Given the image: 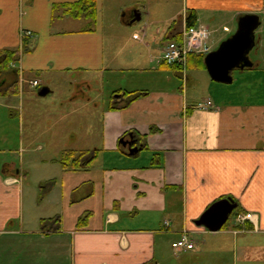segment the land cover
<instances>
[{"label": "crops", "instance_id": "0c3cea01", "mask_svg": "<svg viewBox=\"0 0 264 264\" xmlns=\"http://www.w3.org/2000/svg\"><path fill=\"white\" fill-rule=\"evenodd\" d=\"M79 1L0 0V51L21 49L24 38L32 45L11 69L23 79L18 93L0 85V264H220L224 251L234 264L237 254L259 251L255 263L263 264L264 37L256 50L263 56L238 70L235 88L210 83L206 98L202 80L188 73L207 70L199 57L178 71L162 54L182 42L189 13L210 30L211 45L243 16L264 23V0H183L170 25L168 0H96L93 20L67 14ZM107 4L116 22L106 23ZM63 82L66 94L57 89ZM132 94L140 97L130 101ZM130 134L140 140L134 156L119 148ZM70 151L88 155L82 169L63 168ZM40 165L36 182L31 166ZM224 199L241 211L234 225H196ZM246 213L256 220L239 224ZM184 234L196 247L177 252L172 244Z\"/></svg>", "mask_w": 264, "mask_h": 264}, {"label": "water", "instance_id": "95a60500", "mask_svg": "<svg viewBox=\"0 0 264 264\" xmlns=\"http://www.w3.org/2000/svg\"><path fill=\"white\" fill-rule=\"evenodd\" d=\"M140 20L141 16L137 14L134 21ZM261 25V19L257 15L241 17L236 33L205 57L206 69L214 82L231 85L234 80L233 73L236 70L244 71L254 67L250 54L257 46L256 32ZM48 94V89L39 92L40 97H46ZM122 142L125 147H128L130 156L139 153L140 149L134 146L133 140ZM237 207L238 205L232 199L220 200L207 209L196 221V225L205 227L211 232H219L228 223Z\"/></svg>", "mask_w": 264, "mask_h": 264}, {"label": "rangeland", "instance_id": "374dc122", "mask_svg": "<svg viewBox=\"0 0 264 264\" xmlns=\"http://www.w3.org/2000/svg\"><path fill=\"white\" fill-rule=\"evenodd\" d=\"M182 6L184 8L183 0H168V8L165 9V7H164V9H165L164 12L165 13L163 14V17H165V18L167 17V19H168V25L171 24V21L173 19H178V15L179 14H183L184 13V11L182 10ZM110 9H111V6H109V4H107V9L105 11L104 16H105V21L108 24L111 21H115L116 22L118 20V15L116 14L115 16H113L114 12L111 11ZM262 18H263V21H264V15L262 16ZM78 24L80 26H82V27H85V28H89V27L92 28L91 26H89L90 25V21L84 20L83 23L80 22ZM237 29H238L237 28V24H235V26H233V28H231L229 34L228 33H224L223 31H221L216 36L214 35L213 42L215 41V43L214 44L211 43L212 46L211 45L210 46L213 48V50H216L221 44V42H220L221 39H223L224 37H227V36L228 37L231 36V35L233 36L236 33ZM231 33H233V34H231ZM256 36H257L258 41H259L260 37H262V38L264 37V23L263 22H262V26L257 30ZM258 48H259V46L250 55V59L253 62H256L257 60H259L263 56V52H260V54L257 55V51L256 50H258ZM188 73L190 75H193L194 77L199 78V79L202 80V83L204 84L203 89H202L203 91H199V94L201 93L203 95V97H205V98L208 95V93H207V85L210 84V83H213V84L217 85V83H214V81L211 79V77H210V75H209L207 70H193V71H189ZM240 74L241 73L238 70H236V72H234V80H235V78L238 79ZM25 77L26 78H30V76H28V75H26ZM59 80L62 81L63 79L59 78ZM44 82L46 84H48V80L46 78H44ZM233 85L228 86L227 88L233 90L235 88V87H233ZM67 88H68L67 83L63 82V83L58 84V88L57 89H62V94H66V89ZM192 88H193V86L192 87L190 86V93L193 92ZM20 100L21 99L19 97L15 98L13 100V105L17 108V109H15L14 113H15V115L17 114L18 116H20V113H21V111H20ZM39 100H40V102H43V100H45V99H39ZM52 100H55L54 97H49V99H46V101H50V102ZM0 101L5 103V99L3 97L0 98ZM8 115H9V112H8ZM18 118H20V117H18ZM18 157H19V159L17 158V161H18V164L21 167V161L23 162L24 158H22V160H21V156L18 155ZM44 157H46V159H47V157H49V156L46 155ZM12 158H13V156H12ZM0 159H6V157L5 156H0ZM27 162H28V159L26 160V165H27ZM44 172H43V168L41 167V165L39 167L31 166V178H32V180H35L37 182L42 177ZM44 210H46V208ZM234 222H235L234 216L232 215L230 217V224L234 225ZM233 255L234 254L232 252H230V251L229 252L228 251H224V253L219 255L220 264H224V263L234 264ZM237 257L239 258L237 264H252V263H254V264H262V263H255V262L260 261L261 258H262V255H261V253L259 251H253L250 254V256H248L247 258H243L241 253L239 255L237 254ZM247 259H250V260H247Z\"/></svg>", "mask_w": 264, "mask_h": 264}, {"label": "trees", "instance_id": "16d2710c", "mask_svg": "<svg viewBox=\"0 0 264 264\" xmlns=\"http://www.w3.org/2000/svg\"><path fill=\"white\" fill-rule=\"evenodd\" d=\"M97 3L96 0H80L79 2L72 4L71 6L67 7V14L75 19H95L96 15H97ZM197 21L196 15L193 13H189L187 15V26L193 27L195 26ZM32 45H31V41L29 38H24L22 41V48L16 51H0V76H2L4 73L8 72L9 70L12 69V66L16 63H18L20 61V58L22 56L23 53H27L31 50ZM192 56H196L195 54L191 55L189 57V63H188V67L190 66L191 62H192ZM199 57V58H198ZM196 59L199 64L197 67H202V68H206L205 66V56L203 55H197ZM167 66V65H166ZM169 69L172 70H178L177 68L171 67V66H167ZM18 89H19V83H17L16 85H14L13 87H11V89L8 91V95H15L18 93ZM140 97V94L135 95L132 94L130 95V101H134L136 99H138ZM138 137V136H137ZM127 139V135H125L119 142V148L121 150H124V144H123V140ZM142 140L144 141V139L142 138ZM138 141L140 143L139 137H138ZM87 154L84 153H75V152H65L62 155V159H61V164L63 166V168L65 170H80L83 168L84 164H85V158L87 157ZM236 212H241L238 209L236 210ZM82 219L80 220L79 225L81 226L82 224Z\"/></svg>", "mask_w": 264, "mask_h": 264}, {"label": "built area", "instance_id": "2783aa9c", "mask_svg": "<svg viewBox=\"0 0 264 264\" xmlns=\"http://www.w3.org/2000/svg\"><path fill=\"white\" fill-rule=\"evenodd\" d=\"M210 36V31L205 27H191L186 29L182 42H171L166 46L163 51L162 61L169 66L184 69L187 64V59L191 54H207L211 50L209 46ZM30 84L32 87H38L40 82L33 81ZM207 105L209 107L212 106L211 102H208ZM255 220L256 216L253 214L238 217L239 224H244L247 221L254 222ZM173 248L177 251L192 250L194 249V244L187 236H184L180 241L173 244Z\"/></svg>", "mask_w": 264, "mask_h": 264}, {"label": "flooded vegetation", "instance_id": "af4514ba", "mask_svg": "<svg viewBox=\"0 0 264 264\" xmlns=\"http://www.w3.org/2000/svg\"><path fill=\"white\" fill-rule=\"evenodd\" d=\"M18 74L13 71V70H9L8 72L4 73L2 76H0V85H4L5 86H10V87H13L14 85H16L19 81V78H18ZM0 90H1V87H0ZM133 140L134 143H135V147H138L139 148V141H138V137L136 134H130L129 137H128V140L127 141H131Z\"/></svg>", "mask_w": 264, "mask_h": 264}]
</instances>
